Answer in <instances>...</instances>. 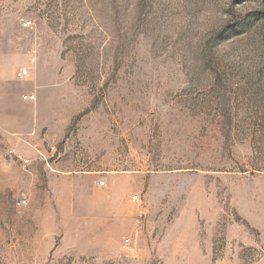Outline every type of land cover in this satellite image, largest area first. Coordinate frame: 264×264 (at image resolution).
Returning <instances> with one entry per match:
<instances>
[{
  "label": "rangeland",
  "instance_id": "1",
  "mask_svg": "<svg viewBox=\"0 0 264 264\" xmlns=\"http://www.w3.org/2000/svg\"><path fill=\"white\" fill-rule=\"evenodd\" d=\"M20 67L0 264H264V0H0Z\"/></svg>",
  "mask_w": 264,
  "mask_h": 264
},
{
  "label": "crops",
  "instance_id": "2",
  "mask_svg": "<svg viewBox=\"0 0 264 264\" xmlns=\"http://www.w3.org/2000/svg\"><path fill=\"white\" fill-rule=\"evenodd\" d=\"M20 67L16 72L9 71L5 79H1L0 77V110H7L10 108H16V109H22V108H29L31 104H39V107L41 108L44 103H46V98L50 96L49 90L46 87L39 86V87H28L27 91L29 93L24 94L21 93L19 90L23 89L24 87L22 84H15L14 81L20 82L22 80L28 79L30 76V69H29V75L24 78L20 79L17 74L21 70ZM26 88V87H25ZM30 92H35V93H30ZM49 95V96H48ZM30 96H34L31 98ZM4 112V111H3ZM7 112L5 111V114ZM2 121L0 123V130L1 132H9L13 134V141H16V147L21 149L22 151L25 150H40V142L39 139L36 137V133L39 132V129L42 127V122L37 124L36 127L33 130H30L26 135L24 136L22 132L20 131H12L8 129ZM39 134V133H38ZM32 147V148H31ZM16 148V149H17ZM32 150V151H33ZM12 154L15 153L14 150L11 152ZM25 160H29L28 165L32 163L31 158H21V161L24 163ZM25 164V163H24ZM59 178V177H58ZM58 179L56 177H51V182L52 184L57 182ZM106 184V182H105ZM104 184V185H105ZM98 185V182H97Z\"/></svg>",
  "mask_w": 264,
  "mask_h": 264
},
{
  "label": "built area",
  "instance_id": "3",
  "mask_svg": "<svg viewBox=\"0 0 264 264\" xmlns=\"http://www.w3.org/2000/svg\"><path fill=\"white\" fill-rule=\"evenodd\" d=\"M28 75H29V68H28V67H23V68H21V70H20V71L18 72V74H17V76H18L20 79H24V78H26ZM30 97L33 98L34 96H30ZM11 152H12V151H11ZM24 163H25V165H28L29 160H25ZM99 184H100V185H104L105 182H104L103 180H101V181H99ZM133 198H134V199H137L138 196L135 195ZM129 241H130V238H126V239H125V245H127V244L129 243Z\"/></svg>",
  "mask_w": 264,
  "mask_h": 264
}]
</instances>
